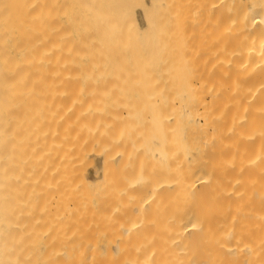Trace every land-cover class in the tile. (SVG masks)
<instances>
[{
    "label": "bare ground",
    "instance_id": "obj_1",
    "mask_svg": "<svg viewBox=\"0 0 264 264\" xmlns=\"http://www.w3.org/2000/svg\"><path fill=\"white\" fill-rule=\"evenodd\" d=\"M41 2L3 72L0 264H264V0H187L185 32L79 0L76 35Z\"/></svg>",
    "mask_w": 264,
    "mask_h": 264
},
{
    "label": "rangeland",
    "instance_id": "obj_2",
    "mask_svg": "<svg viewBox=\"0 0 264 264\" xmlns=\"http://www.w3.org/2000/svg\"><path fill=\"white\" fill-rule=\"evenodd\" d=\"M38 1L39 0H0V30H1L0 37H1V39L3 37L2 40L0 39V41H2V42H0V46L2 44V48L1 47L0 48L2 50H4L3 52H2V50H0V53L2 52L1 53L2 56H5L3 54H6V57H3V58L5 59V62L8 63V65H6L7 63L5 64L4 60H2L3 58L0 56V103L4 102V98L5 97H4L3 94L4 93H8V92H6L3 89L5 86H2V81L4 80L3 72L6 71L5 68H7V70L9 69V66L11 64V62L9 60H11V56L13 55V52L16 51L15 50V46H13L14 45V43H13L14 40H13V35L12 34H14V30H16L15 33H16L17 39H18L17 42H21L20 39H19L20 35L24 37V39L21 37L22 41H24L21 44V46H23V47H24L25 44H27V41L35 40V38H37L36 36H39V37L42 38V36H41V33H42V28H41L42 27V24H41L42 23L41 22V20H42V11L40 10V9H42V2H41L42 0H40L39 3H37ZM59 1H66L67 9L62 14L61 19L64 22H66V23H70L72 33L74 35H76L78 30H79V27H80V25H79L80 24L79 23L80 18L79 17H80V15H84V13H85L84 7L80 4L79 0H59ZM153 1H155V2H153V4L148 8V10L151 9L152 11H154V13L156 15L159 14V15H162L163 17H165L167 24H169L170 26L173 25V29L176 27L178 32L179 31H184V32L187 31V27L184 25L186 23L185 22H178V20H177L178 17H180L182 14H185V12H183V10L188 8L187 0H153ZM40 2H41V4H40ZM165 4H167L166 7H165ZM73 15H76V18L78 20L77 22L76 21L75 22L72 21ZM7 19H8V21H7ZM16 19L18 20L17 22H16ZM20 19H22V20H20ZM31 19H34V20L36 19L35 21L38 20L39 23L38 22L36 24L34 22L32 23ZM4 20H6L5 23H4ZM25 20L28 23H29V20H30L31 24L29 23V25H28ZM34 20H32V21H34ZM21 22H22V24L23 23L26 24L25 27H23L24 25L23 26L21 25ZM17 23H18V25H17ZM5 24H6V27L4 26ZM37 24L41 25L40 26V28H41L40 30H39V26ZM19 25H20V27L22 26L24 30L26 29L25 30V35H24V32L22 31V28H18ZM36 25L38 26L37 27L38 31L36 29ZM32 26H33V28H35L34 31H33ZM11 28H12V30H11ZM18 29L21 30L20 32H22L23 35L20 34V32L19 33L17 32ZM3 30L5 31V33H3L4 32ZM29 30L31 32L30 35H29V32H28ZM26 33L28 35H26ZM37 33H38V35H37ZM3 35H6V36H3ZM32 35L35 36V37H32ZM6 37H8V38H6ZM28 37H31V39H29ZM26 38H27V40H26ZM41 38H39V39H41ZM36 41H38V39H36ZM19 46H20V44H19ZM21 46H20V48H21ZM13 48H14V50H13ZM20 48H18L17 51H20ZM8 55H10V57ZM7 57H9V58L7 59ZM31 70H33V72H36L35 73L36 75L38 73H40L39 72V70H40L41 71L40 75L42 77V69L41 68L39 69V67H37V68L31 69ZM38 79L40 80L41 78L38 77ZM41 82H42V79H41ZM41 82H40V84H41ZM38 86H40V85H36V87H38ZM27 87H26V89H27ZM1 89H3V90H1ZM40 89L42 91V88H40ZM35 90L30 89V92L34 91L33 92L34 93V98L37 97L36 94L38 95V93H36ZM24 92H25V94L27 93L26 96L28 95L30 97V96L33 95L32 93H30V92L28 93L25 90V91L21 92L22 93L21 94V96H22L21 98H23L25 96ZM39 92H40V90H39ZM2 96H3V99H2ZM38 96L40 97L39 99L42 102V99H41L42 98V94H40ZM27 97H25L23 99L25 100ZM31 99H33V96H32ZM39 99L37 100L38 103L40 102ZM26 100H28V101H26V103H30L31 101L33 103H35V104L37 103L36 100H35V102L33 101L34 99L30 101V99L27 98ZM32 102H31V104H32Z\"/></svg>",
    "mask_w": 264,
    "mask_h": 264
}]
</instances>
